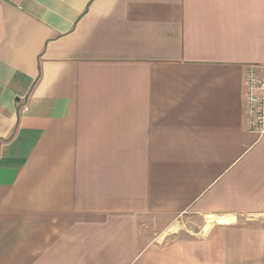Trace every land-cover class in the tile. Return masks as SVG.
Masks as SVG:
<instances>
[{
  "label": "crops",
  "instance_id": "obj_1",
  "mask_svg": "<svg viewBox=\"0 0 264 264\" xmlns=\"http://www.w3.org/2000/svg\"><path fill=\"white\" fill-rule=\"evenodd\" d=\"M255 64L264 0H0V264H264Z\"/></svg>",
  "mask_w": 264,
  "mask_h": 264
},
{
  "label": "built area",
  "instance_id": "obj_2",
  "mask_svg": "<svg viewBox=\"0 0 264 264\" xmlns=\"http://www.w3.org/2000/svg\"><path fill=\"white\" fill-rule=\"evenodd\" d=\"M248 129L264 137V65H249L246 77Z\"/></svg>",
  "mask_w": 264,
  "mask_h": 264
},
{
  "label": "rangeland",
  "instance_id": "obj_3",
  "mask_svg": "<svg viewBox=\"0 0 264 264\" xmlns=\"http://www.w3.org/2000/svg\"><path fill=\"white\" fill-rule=\"evenodd\" d=\"M175 222L177 223H175L169 231H166L167 229H162L160 221L154 220H151L150 223L144 225L143 227L156 238H160L162 244H166L167 242H171L179 238L183 239L187 236L195 237V232H198L200 228H203L204 235H206V233H208V229L211 228V224L204 223V221L199 218H191L188 215Z\"/></svg>",
  "mask_w": 264,
  "mask_h": 264
}]
</instances>
